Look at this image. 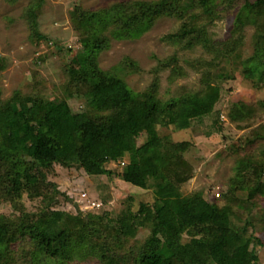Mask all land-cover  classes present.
I'll use <instances>...</instances> for the list:
<instances>
[{"label": "trees", "instance_id": "obj_1", "mask_svg": "<svg viewBox=\"0 0 264 264\" xmlns=\"http://www.w3.org/2000/svg\"><path fill=\"white\" fill-rule=\"evenodd\" d=\"M45 2L29 0L20 17L36 45L58 44L40 27ZM72 5L78 16L80 1ZM99 14L78 18L77 39L59 43L67 58L62 83L34 77L33 95L6 96L0 87V203L14 205L0 220V264H75V256L76 264H264V98L235 101L223 87L250 79L264 88V0H118ZM166 15L180 24L162 39L203 54L158 59L139 90L126 78L144 71L137 59L125 55L107 69L96 61L108 34L135 38ZM223 19L229 31L214 37L211 28ZM247 25L253 50L244 55ZM6 62L0 55V71ZM184 63L201 72V88L167 90L163 98L161 73L172 84L188 76ZM205 116L210 124L197 132L194 123ZM225 120L244 131L224 132ZM171 128L187 138L173 137ZM211 135L218 141L207 150L223 145L217 156L233 159L232 174L218 188L184 190L195 175L187 154L203 152L194 139ZM57 167L72 193L46 170ZM75 177L85 180L73 183ZM114 177L143 190L155 186L154 200L132 191L119 198ZM92 200L101 207L92 208Z\"/></svg>", "mask_w": 264, "mask_h": 264}, {"label": "rangeland", "instance_id": "obj_2", "mask_svg": "<svg viewBox=\"0 0 264 264\" xmlns=\"http://www.w3.org/2000/svg\"><path fill=\"white\" fill-rule=\"evenodd\" d=\"M74 0H46L43 9L44 11L40 17L41 30L48 34L52 40H58V44L52 41H44L41 45H36L32 39L29 38V30L25 20L20 17V13L29 2V0H17L15 3H8L4 0H0V55L6 57L7 62L3 70L0 71V87L2 88L4 95H12L16 90H20L26 94L33 95L32 81L34 77L40 76L43 79L55 81L60 84L63 81L62 67L63 62L66 61V57L62 56L59 51L58 45L60 42L68 43L77 39L79 32L76 28L78 18H96L100 15V8L111 4L118 0H79L81 3V11L78 12V16L74 14V7L72 2ZM155 1V0H145ZM179 19L174 16H163L158 19L149 29L143 31L138 37L117 39L115 36H110V41L107 42V46L102 48L97 55L96 61L104 68H110L114 64H117L125 55L137 59L139 64L144 69L142 73H133L128 75L127 81L129 85L135 89H142L152 79V74L148 72V69L156 64L158 59L165 58L166 56L178 53V55L185 54L191 57H197L204 53L202 47H195L188 51H180L174 45L167 43L162 37L172 31H175L179 27ZM230 20H216L212 26L211 31L213 36L217 38H223L229 31ZM245 32L247 34L246 44L242 48L243 54L248 55L253 50V45L250 42L252 34L251 26L247 25ZM185 64V63H184ZM183 64V66H184ZM185 67L188 70V76L177 78V80L170 84L167 81V71L161 73V92L162 97L167 98L165 91L169 90L171 93H180L188 90H199L201 88L199 78L201 72L195 71L189 68L186 64ZM260 73H256V77H259ZM255 78V77H253ZM231 82L225 81L224 86L231 91L230 97L237 101L239 99L244 102H254L257 99L264 98V88L257 89L253 86L250 79H243L241 82L235 83L234 87ZM231 88H233L231 90ZM225 114V110L223 111ZM223 115V114H222ZM221 117L224 118L223 115ZM229 120V119H228ZM210 118H205L196 121L194 127L197 132L202 128H207L210 124ZM224 132L237 137L244 130L237 127L235 123L225 120ZM193 128V129H194ZM188 131V130H187ZM173 137L187 138L186 131L173 130ZM189 132V131H188ZM190 133L191 137L195 134L193 130ZM213 136V135H211ZM209 137L205 140L204 137L195 138L198 145L202 147V151L197 149H191L187 157L195 167V175L191 180L186 183L184 190H195L205 187L218 188L219 182H223L229 174H232L234 161L232 158H228L226 161L221 160L217 156V152L223 145L219 146L215 151L209 152L206 148V143L212 145L218 139ZM196 137V136H195ZM207 138V137H206ZM217 138H219L217 136ZM261 150L264 152V144L261 146ZM80 155H88V149H80ZM50 177L58 178L61 182L62 189H69L72 183L68 180L66 172L57 167V170L46 169ZM83 177H75V181L82 184L84 182ZM113 180L117 185L115 188L119 198L127 195L132 191V194L138 195L139 198H147L150 201L154 200L155 186H152L149 190L142 189L137 186H133L130 183L121 180L118 177H114ZM76 182V183H77ZM132 188V190L125 189ZM214 188V189H215ZM145 192V193H143ZM63 199V196H59ZM78 197V196H77ZM79 198V197H78ZM137 202V200L135 199ZM102 202V201H101ZM32 206V204H29ZM114 205L113 201L105 206V209H110ZM86 206V205H85ZM84 203L82 207H85ZM96 208V207H95ZM14 210V205L11 203H0V220ZM147 235V230H140L137 237L143 238ZM260 260L264 262V250L260 251ZM74 263L81 261V257L75 256ZM83 264H98L92 259H87Z\"/></svg>", "mask_w": 264, "mask_h": 264}, {"label": "built area", "instance_id": "obj_3", "mask_svg": "<svg viewBox=\"0 0 264 264\" xmlns=\"http://www.w3.org/2000/svg\"><path fill=\"white\" fill-rule=\"evenodd\" d=\"M85 193H83V195H84ZM101 205H102V203L100 202V201H91V203H90V206L91 207H97V208H99V207H101Z\"/></svg>", "mask_w": 264, "mask_h": 264}, {"label": "clouds", "instance_id": "obj_4", "mask_svg": "<svg viewBox=\"0 0 264 264\" xmlns=\"http://www.w3.org/2000/svg\"><path fill=\"white\" fill-rule=\"evenodd\" d=\"M222 115V114H221ZM223 116V115H222ZM93 208V207H92ZM97 208V207H96Z\"/></svg>", "mask_w": 264, "mask_h": 264}]
</instances>
